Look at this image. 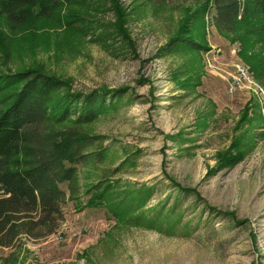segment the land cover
I'll use <instances>...</instances> for the list:
<instances>
[{
	"label": "rangeland",
	"instance_id": "374dc122",
	"mask_svg": "<svg viewBox=\"0 0 264 264\" xmlns=\"http://www.w3.org/2000/svg\"><path fill=\"white\" fill-rule=\"evenodd\" d=\"M204 1L117 0L122 38L112 3L97 0L91 30L38 20L12 37L10 57L0 51V67L116 98L86 129L103 156L79 167L85 188L63 206L62 227L0 249V264H264V116L253 85L228 92L238 66L254 74L241 44L214 27L215 11L197 13ZM100 184L116 214L88 205Z\"/></svg>",
	"mask_w": 264,
	"mask_h": 264
},
{
	"label": "trees",
	"instance_id": "16d2710c",
	"mask_svg": "<svg viewBox=\"0 0 264 264\" xmlns=\"http://www.w3.org/2000/svg\"><path fill=\"white\" fill-rule=\"evenodd\" d=\"M95 1L0 0L2 55L10 57L12 37L38 20L71 32L91 30L94 26L86 25V9ZM98 2L112 3L118 19L115 37L126 38L117 0ZM212 10L216 30L241 44L242 57L264 87V0H205L197 13ZM172 44L203 49L181 37ZM6 65L0 67V249L4 250L24 237L41 240L62 227L63 206L68 200L79 199L85 188L79 167L92 156L99 161L103 156L91 152L96 140L87 136L86 129L116 104V98L103 89L76 93L68 81L55 75L36 68L13 70ZM109 190L107 184L89 186L85 192L91 195L88 205L106 204L116 214V206L107 199ZM143 203L141 200L139 206Z\"/></svg>",
	"mask_w": 264,
	"mask_h": 264
},
{
	"label": "built area",
	"instance_id": "2783aa9c",
	"mask_svg": "<svg viewBox=\"0 0 264 264\" xmlns=\"http://www.w3.org/2000/svg\"><path fill=\"white\" fill-rule=\"evenodd\" d=\"M248 85H253L255 88L254 92L259 103H261V111L264 116V87L254 80V77L245 67L238 66L235 73L229 78L228 92L233 95L237 91L245 89Z\"/></svg>",
	"mask_w": 264,
	"mask_h": 264
}]
</instances>
